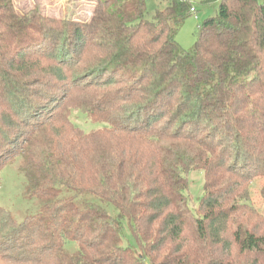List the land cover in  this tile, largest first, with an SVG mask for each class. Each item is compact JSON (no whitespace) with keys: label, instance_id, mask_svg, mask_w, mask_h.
Here are the masks:
<instances>
[{"label":"trees","instance_id":"obj_1","mask_svg":"<svg viewBox=\"0 0 264 264\" xmlns=\"http://www.w3.org/2000/svg\"><path fill=\"white\" fill-rule=\"evenodd\" d=\"M155 1L149 16L145 0H85L81 22L0 0V172L20 159L37 202L21 222L0 211V259L264 264L249 186L264 178V2L205 0L217 13L185 51L175 37L195 9ZM71 100L103 134L67 120Z\"/></svg>","mask_w":264,"mask_h":264},{"label":"rangeland","instance_id":"obj_2","mask_svg":"<svg viewBox=\"0 0 264 264\" xmlns=\"http://www.w3.org/2000/svg\"><path fill=\"white\" fill-rule=\"evenodd\" d=\"M85 0H13L16 10L20 14H25L32 10H37L41 15L48 18H59L85 22L90 18L91 4L84 2ZM264 2V0H258ZM192 7L195 9L194 15L187 18L180 27L175 37L178 45L185 51H190L195 43V34L198 26L203 20L214 17L217 13L216 4H204L205 0H189ZM146 13L151 16L158 8L155 0H145ZM67 120L74 125L78 130L84 133L99 130L105 126L101 124L92 125L88 122L84 115L77 109L76 100L66 102L63 112ZM96 131V132H100ZM100 132L99 134H103ZM23 162L20 159L8 161L3 166L0 172V211L2 214H7L16 222H21L25 218L32 217L36 211L37 202L32 200L26 191V183L21 172ZM186 190L184 197L187 202L188 209L195 214L198 199L202 194L203 173L202 171H190L185 175ZM264 184V178H256L249 184L250 186V203L261 213H264V200L260 196V189ZM2 218V217H1ZM125 235L130 241V237ZM7 236L0 234L2 243L7 244L4 239ZM133 243V241H132ZM125 244V243H124ZM1 246V245H0ZM5 246V245H3ZM1 250H5L4 247ZM7 253V256H9ZM136 254H138L136 252ZM10 255H12L10 253ZM13 256L6 259H0V264H13Z\"/></svg>","mask_w":264,"mask_h":264},{"label":"built area","instance_id":"obj_3","mask_svg":"<svg viewBox=\"0 0 264 264\" xmlns=\"http://www.w3.org/2000/svg\"><path fill=\"white\" fill-rule=\"evenodd\" d=\"M191 11L193 12V9H191Z\"/></svg>","mask_w":264,"mask_h":264}]
</instances>
